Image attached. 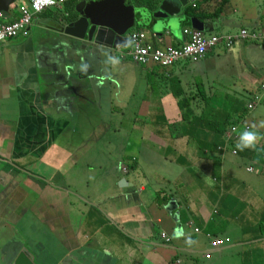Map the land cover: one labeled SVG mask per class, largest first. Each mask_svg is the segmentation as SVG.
Returning <instances> with one entry per match:
<instances>
[{"label": "crops", "instance_id": "obj_1", "mask_svg": "<svg viewBox=\"0 0 264 264\" xmlns=\"http://www.w3.org/2000/svg\"><path fill=\"white\" fill-rule=\"evenodd\" d=\"M24 1L9 7L5 22L19 17ZM164 1L131 5L145 16L134 30L157 48L183 46L194 19L208 37L264 33V0H218L213 9L191 0L157 19ZM78 4L43 12L0 45V264L24 249L36 264H264V163L249 148L233 159L203 150L215 143L203 130L195 131L199 144L163 129L183 120L184 97L187 110H203L208 95L205 115L218 122L249 106L264 83V45L223 44L200 62L148 68L129 51L120 56L122 49L49 29L77 20ZM217 86L226 88L221 99ZM263 105L244 118L252 128ZM125 127L142 133L139 154ZM106 144L111 154H103ZM212 238L223 246L212 248Z\"/></svg>", "mask_w": 264, "mask_h": 264}, {"label": "built area", "instance_id": "obj_2", "mask_svg": "<svg viewBox=\"0 0 264 264\" xmlns=\"http://www.w3.org/2000/svg\"><path fill=\"white\" fill-rule=\"evenodd\" d=\"M75 0H25L19 7V17L12 22L4 21V14L0 11V45L10 39L18 38L21 34H25L26 30L31 26L36 16L42 14L45 10L56 8L61 9L69 2ZM81 1V0H76ZM186 42L183 46H168L166 48H157L149 43V37L144 31H134L129 36L130 52L133 62L141 66H158L161 68H169L177 66L182 61L200 62L210 51L219 44H225L231 48L239 37L250 38L248 31H243L242 35L237 36H213L207 37L203 32L193 28H186L184 31ZM155 38V35H153ZM264 91V84L262 86ZM264 95H256L253 102L250 103L249 109L255 111L259 104L263 101ZM252 126L244 119L242 122L233 125L226 133L229 148L233 147L234 155L239 154L236 147L245 132H252ZM226 152L227 148H220ZM250 172H254V168H250ZM199 231V230H197ZM164 238L171 241L166 234ZM223 242L216 239L212 242L213 248H220ZM211 258V254L207 255Z\"/></svg>", "mask_w": 264, "mask_h": 264}, {"label": "water", "instance_id": "obj_3", "mask_svg": "<svg viewBox=\"0 0 264 264\" xmlns=\"http://www.w3.org/2000/svg\"><path fill=\"white\" fill-rule=\"evenodd\" d=\"M129 0H93L83 1L76 7L79 15L78 20L70 23L53 22L49 29L57 31L69 38L82 43H89L91 46H103L111 51L123 49L129 45V32L138 23L145 21L143 13L137 11L133 6L128 5ZM191 0H165L154 13L157 19L169 18L181 13L190 5ZM193 1V0H192ZM16 0H0V11L6 15L9 7ZM193 26L199 31H205L204 23L194 19ZM172 27L168 22L165 30ZM162 26L157 23L152 30L157 31ZM34 256L28 249L22 250L12 264H36Z\"/></svg>", "mask_w": 264, "mask_h": 264}, {"label": "trees", "instance_id": "obj_4", "mask_svg": "<svg viewBox=\"0 0 264 264\" xmlns=\"http://www.w3.org/2000/svg\"><path fill=\"white\" fill-rule=\"evenodd\" d=\"M150 1L153 2L154 0H129L128 5H132V4L144 5L145 2L151 5ZM207 2L211 6V9H213L216 3H218V0H207ZM224 7L225 5L223 7H221L220 5L216 14L218 15L222 14ZM195 13L196 15H199V9H198V12L196 10ZM259 92H261V90H258V93ZM255 94L256 93L254 92L251 94V99L254 98ZM202 98L204 101H206L205 99H207V97L205 99L204 97ZM189 102H190V99H186L184 97V102L181 106L183 120L180 123H177L176 125H173L172 127H170V130H172V136L174 139L188 137L189 139L197 140L200 144V141L202 142V140L198 138V135H195V131H199V130L205 131V134H212L213 136H216V137L225 138L226 133L229 131V129L233 125L242 122L243 119L249 116L250 114L249 106L245 105L242 107V110H240L241 112L240 111L237 112L236 110L227 111L224 122H218V120L216 121L214 119L207 120V115H205L206 109L202 110L200 108L199 109L200 114H197V109L187 110V107H188L187 104ZM212 116H213V113L210 112L209 117H212ZM205 145L206 147H204L203 150H210V152H212V150L213 151L216 150V152H218L219 147L222 144L220 145V143L215 142L213 145L210 143L209 145L208 144H205Z\"/></svg>", "mask_w": 264, "mask_h": 264}, {"label": "rangeland", "instance_id": "obj_5", "mask_svg": "<svg viewBox=\"0 0 264 264\" xmlns=\"http://www.w3.org/2000/svg\"><path fill=\"white\" fill-rule=\"evenodd\" d=\"M144 6L145 7H147V8H149L150 7V5L149 4H147L146 2L144 3ZM50 10H54L53 8H51V9H47V10H45V12H47V11H50ZM149 10V9H148ZM150 11V10H149ZM63 15H62V17H63V19H65L66 20V17H65V14L64 13H62ZM73 16H77V13L76 14H73ZM255 37H259V35L258 34H256V36ZM252 41H260V40H252ZM129 49L130 48H128V47H125V48H123L122 50H121V53L119 54L120 56L122 55V56H127V53H128V51H129ZM119 55H118V57H119ZM128 57V56H127ZM131 57V56H130ZM131 60H132V58H131ZM127 62H130V60L129 59H127ZM132 63H134V62H132ZM195 84L197 85H199L200 86V84H203L201 81H200V79H197V80H195ZM196 85H194V87L196 86ZM223 85H225V84H223ZM227 87H232V85L231 84H227L226 85ZM201 87V86H200ZM196 89H197V86L195 87ZM220 89H224V91H226V88L224 87V86H217V87H215V89H213V93L217 96V98L218 99H221L222 98V96L220 95V93H221V90ZM206 91V90H205ZM202 96V95H201ZM207 97V99H205L206 97ZM196 97V96H195ZM204 99L206 100V101H204V103H205V105H203L204 107H205V109H207V105H208V101H209V99H208V95H206V94H204ZM199 104V103H198ZM198 104H196V106L198 105ZM198 109H197V113L198 112H200L199 111V109H200V107L198 106L197 107ZM194 109H195V107H194ZM209 109H210V106L208 107V112H209ZM221 109H224V108H222L221 107ZM259 111H261V112H264V105L262 106V107H260V109H259ZM252 114L254 113V112H251ZM249 114V116H251V117H257V116H255L256 114ZM130 114H133L135 117L137 116V114L135 113V112H131ZM139 121H140V123H142V120L139 118ZM262 122H264V117H260V118H256L255 120H254V123H253V131H252V133H255V134H257V136H258V143L256 144V146L254 147V148H249V151L252 153V154H257L256 155V158H255V163L256 164H258L259 165V163H264V145H262V143L264 142V138H262V135H264V126H262ZM119 128H115V130H118ZM128 130L129 131V134H130V138H131V140H133L134 141V145H135V150L132 152V154H139L138 153V150H139V144H141V136H142V133L140 132V131H138L136 128L135 129H133V128H129V127H125L124 128V130ZM166 132H171L172 130H169L168 128H163ZM210 137V141H215V142H217V143H220V144H223V146L224 147H226L227 146V140H226V138H223V137H216V136H213L212 134H207V137ZM107 146H108V144H106V145H104V147H103V151H104V153L103 154H111V153H109L108 151H107ZM232 149H233V147L231 146V148H229L226 152H225V154H228L227 156L229 157V158H231V154H233V151H232ZM244 149H247V148H244ZM215 154H217V152H215ZM231 159H233V158H231ZM129 160H130V163L132 164V167H133V165H134V162H132L131 161V158H129ZM248 161H249V159H247ZM254 161L252 162L253 164H255L254 163ZM129 167H130V165H129ZM135 168L137 167L136 166V164H135V166H134ZM263 185H264V181H263ZM262 192L264 193V186L262 187ZM259 253L261 254L262 253V251H259ZM255 257H253L252 259H254ZM260 261V263L259 264H261L262 263V260H259Z\"/></svg>", "mask_w": 264, "mask_h": 264}, {"label": "clouds", "instance_id": "obj_6", "mask_svg": "<svg viewBox=\"0 0 264 264\" xmlns=\"http://www.w3.org/2000/svg\"><path fill=\"white\" fill-rule=\"evenodd\" d=\"M83 1H86V2H89L88 0H81V2H83ZM91 1H93V0H91ZM69 2H71V1H69ZM80 1H77V4L79 3H81ZM129 6H131V5H129ZM186 9V8H185ZM45 12V11H44ZM5 16V15H4ZM77 16H78V18H79V15H78V13H77ZM37 17V16H36ZM35 17V18H36ZM65 17H69V13L68 12H66L65 13ZM35 20V19H34ZM34 20H33V22H34ZM78 20V19H77ZM76 21V20H75ZM74 22V21H73ZM64 24L65 23H67V22H63ZM32 25V24H31ZM193 29H195V28H193ZM134 29H132L130 32H129V36H130V34L132 33V32H134L133 31ZM195 30H197V29H195ZM138 31H143V30H138ZM199 31V30H198ZM243 31H248L249 32V34L251 35L250 36V38H247V39H245V38H242V37H239L240 35H242V33H243ZM201 32H203V31H201ZM146 33V32H145ZM205 35H206V33L205 32H203ZM256 34H258L259 35V37L257 38V37H255L256 36ZM147 35H148V33H147ZM207 36V35H206ZM237 36V35H236ZM239 38L236 40V42H235V45L238 43V42H240V41H245V42H249V41H251V42H255V41H252V40H260V41H256V42H260V43H262L263 45H264V33H261V32H254V31H250V30H242V32H241V34H239ZM208 37V36H207ZM213 37V36H212ZM220 45H223V43L222 44H219L218 46H220ZM129 47H130V41H129V45H128ZM217 46V47H218ZM234 46V45H233ZM216 47V48H217ZM227 47V46H226ZM216 48H214L213 50H216ZM227 48H229V47H227ZM212 50V51H213ZM129 52H130V50H129ZM211 52V51H210ZM209 52V53H210ZM208 53V54H209ZM208 56V55H207ZM206 56V57H207ZM205 57V58H206ZM204 58V59H205ZM203 59V60H204ZM133 61V60H132ZM138 65V64H137ZM144 67H157V68H161V67H158V66H144ZM174 67V66H173ZM169 68H171V67H169ZM169 68H161V69H169ZM264 84V83H263ZM263 84L260 86V88H259V90H261V92H257L256 94H255V96L256 95H264V91H263V89H262V86H263ZM255 96H254V98H253V100L251 101V102H253L254 101V99H255ZM250 102V103H251ZM264 102V97H263V101L259 104V106L262 104ZM250 103H249V105H250ZM258 106V107H259ZM257 107V108H258ZM198 109V108H197ZM257 110V109H256ZM255 110V111H256ZM251 112H254V111H251L250 110V113ZM197 114H200V112H198ZM236 125V124H235ZM262 126H264V122H262ZM226 136V135H225ZM226 138V137H225ZM226 140H227V138H226ZM258 136H257V134H255V133H252V132H245L244 133V135L241 137V139H240V142H238L237 143V145H236V147L239 149V154H240V150H243L244 148H254L255 146H256V144L258 143ZM220 148H227V149H229V145H228V141H227V146L226 147H224V146H220L219 147V152H221L222 154H225V152H223V151H221L220 150ZM211 154H212V152H211ZM167 235V234H166ZM164 236V235H163ZM169 238V237H168ZM171 239V238H170ZM216 239H219V238H212V241H211V245H212V242L214 241V240H216ZM220 240V239H219ZM168 241V240H167ZM172 241V240H171ZM170 241V242H171ZM223 246V245H222ZM221 246V247H222ZM220 247V248H221ZM213 248V247H212ZM214 249H218V248H214Z\"/></svg>", "mask_w": 264, "mask_h": 264}, {"label": "flooded vegetation", "instance_id": "obj_7", "mask_svg": "<svg viewBox=\"0 0 264 264\" xmlns=\"http://www.w3.org/2000/svg\"><path fill=\"white\" fill-rule=\"evenodd\" d=\"M191 6V5H190ZM67 23H70V22H67Z\"/></svg>", "mask_w": 264, "mask_h": 264}]
</instances>
